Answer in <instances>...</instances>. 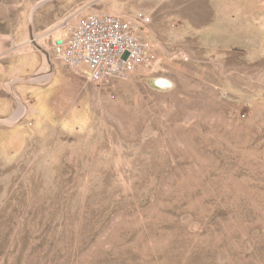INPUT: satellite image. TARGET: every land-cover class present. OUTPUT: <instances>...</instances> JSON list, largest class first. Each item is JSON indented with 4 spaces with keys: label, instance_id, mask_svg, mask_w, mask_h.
Returning a JSON list of instances; mask_svg holds the SVG:
<instances>
[{
    "label": "rangeland",
    "instance_id": "rangeland-1",
    "mask_svg": "<svg viewBox=\"0 0 264 264\" xmlns=\"http://www.w3.org/2000/svg\"><path fill=\"white\" fill-rule=\"evenodd\" d=\"M190 2L203 21L175 16ZM137 13L159 45L126 81L47 52L78 18ZM27 51L79 83L0 123V264H264V0H0V111Z\"/></svg>",
    "mask_w": 264,
    "mask_h": 264
},
{
    "label": "built area",
    "instance_id": "built-area-1",
    "mask_svg": "<svg viewBox=\"0 0 264 264\" xmlns=\"http://www.w3.org/2000/svg\"><path fill=\"white\" fill-rule=\"evenodd\" d=\"M151 22V17L142 13L131 18L89 14L78 18L61 36L47 34V52L70 72L84 68L87 81L94 86H109L152 65L155 37Z\"/></svg>",
    "mask_w": 264,
    "mask_h": 264
},
{
    "label": "crops",
    "instance_id": "crops-1",
    "mask_svg": "<svg viewBox=\"0 0 264 264\" xmlns=\"http://www.w3.org/2000/svg\"><path fill=\"white\" fill-rule=\"evenodd\" d=\"M174 8H177L175 10L176 17L188 20L192 24H194V19L196 17L202 18L200 21L204 20L203 18L205 14L203 7L198 6L194 2L181 3L180 5L175 4ZM203 26H205V24H203ZM201 28L202 26L198 25L194 27L195 30H201ZM199 36L201 37L202 35L199 34L198 37ZM154 41L156 45H159L156 36ZM16 57L17 58L13 62L9 61L6 63L4 67V78L7 82L14 78L22 79L19 85H13L11 92H13L15 96L25 104L26 111L24 112V109L22 110L21 105L19 109L17 108L18 99L16 101L13 97H3V108L2 111H0V118H6V121H1L0 123L7 124L10 128H16L19 124V120L31 118L37 113V111L47 115L50 110H52L54 103V97L52 94L53 87L57 86V88L64 87L67 89L68 87L79 83V81L74 78L70 79L69 77H62L63 75H61V79L56 85V78L59 76V72L63 74V70L58 66H54L49 70L47 62H44V59L36 52L27 51L25 54H20ZM40 71L42 72L41 76L33 79V76ZM36 83H41L43 86L38 87ZM13 100L16 101L17 105H14Z\"/></svg>",
    "mask_w": 264,
    "mask_h": 264
},
{
    "label": "water",
    "instance_id": "water-1",
    "mask_svg": "<svg viewBox=\"0 0 264 264\" xmlns=\"http://www.w3.org/2000/svg\"><path fill=\"white\" fill-rule=\"evenodd\" d=\"M38 49L40 50L39 47H38ZM43 52H44V55H45L47 58H49L48 54H47L45 51H43Z\"/></svg>",
    "mask_w": 264,
    "mask_h": 264
}]
</instances>
